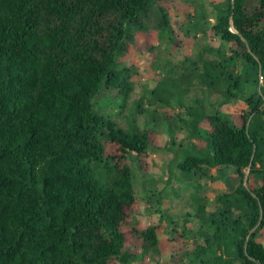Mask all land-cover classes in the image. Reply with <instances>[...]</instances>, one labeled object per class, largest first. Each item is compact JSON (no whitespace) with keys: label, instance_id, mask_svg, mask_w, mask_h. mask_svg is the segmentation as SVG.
I'll use <instances>...</instances> for the list:
<instances>
[{"label":"trees","instance_id":"1","mask_svg":"<svg viewBox=\"0 0 264 264\" xmlns=\"http://www.w3.org/2000/svg\"><path fill=\"white\" fill-rule=\"evenodd\" d=\"M170 1L0 0V264H130L161 248L158 227L132 224L129 163L143 165L158 136L121 128L96 103L107 92L130 97L134 72L120 59L147 14ZM205 1L219 45L200 54L198 78L248 111L188 108L193 153L179 168L228 190L214 210L196 208L194 255L264 264V0Z\"/></svg>","mask_w":264,"mask_h":264},{"label":"rangeland","instance_id":"2","mask_svg":"<svg viewBox=\"0 0 264 264\" xmlns=\"http://www.w3.org/2000/svg\"><path fill=\"white\" fill-rule=\"evenodd\" d=\"M159 8L168 14L175 33L163 29L161 10L152 9L146 17V31L134 33L120 59L134 72L130 97L107 92L96 107L123 129L135 122L140 130H152L158 136V145L148 149L142 167L133 159L129 163L139 203L132 224L140 229L158 227L161 248L140 250L130 264H202L205 256L194 255L202 223L196 208L214 210L215 198L228 190L224 180L212 182L179 168L186 152L193 153L194 125L188 108L234 117L248 110L244 102L227 103L224 95L214 93L198 78L203 71L200 54L219 45L212 36L216 15L209 2L175 0ZM258 240L264 244V230Z\"/></svg>","mask_w":264,"mask_h":264}]
</instances>
